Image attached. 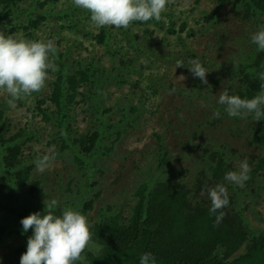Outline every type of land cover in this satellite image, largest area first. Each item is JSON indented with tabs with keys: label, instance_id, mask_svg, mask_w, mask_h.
I'll return each instance as SVG.
<instances>
[{
	"label": "rangeland",
	"instance_id": "374dc122",
	"mask_svg": "<svg viewBox=\"0 0 264 264\" xmlns=\"http://www.w3.org/2000/svg\"><path fill=\"white\" fill-rule=\"evenodd\" d=\"M215 7L219 9L215 19L206 20ZM38 16L44 17L43 22L25 30L27 18ZM182 21L186 25L179 31ZM169 24L175 32L166 30ZM260 26H264V8L252 0H166L159 20L133 21L127 28L104 26L107 36L98 42L100 28L91 23L87 10L74 7L71 0H22L0 33L51 41L56 53L49 59L56 71L48 72L40 91L13 104L0 90L6 135L22 128L17 137L21 163L31 167L29 185L38 183L31 193L14 186L17 202L11 203L17 209H36L53 198L62 205L78 188L87 199L98 192L87 212L90 223L100 212L108 213L109 205L129 213L141 182L167 179L179 171L180 181L192 185L197 171L210 173L207 154L213 150L223 153L231 171H239L242 160L251 171L253 161L264 154V143L249 141L259 121L251 115L228 117L216 99L225 90L230 94L226 85L237 87L236 72L253 63L259 52L250 43V34ZM189 59H198L208 71L206 83L187 68H175L178 60ZM84 67L89 82L77 88L64 118L65 130L60 131L53 118L43 120L52 116L47 112L43 117L37 101L45 97L41 107L53 108L48 97L55 76ZM213 109L220 111L216 120L211 118ZM93 130L102 133L100 145L106 149L96 155L91 150L89 157H82L81 166L73 160L79 148L73 142ZM53 154L47 167L38 171L33 161ZM257 175L247 186L244 182L233 186L248 229L264 227V170ZM88 247L98 249L92 243ZM25 250L23 236L0 232V264H19Z\"/></svg>",
	"mask_w": 264,
	"mask_h": 264
},
{
	"label": "trees",
	"instance_id": "16d2710c",
	"mask_svg": "<svg viewBox=\"0 0 264 264\" xmlns=\"http://www.w3.org/2000/svg\"><path fill=\"white\" fill-rule=\"evenodd\" d=\"M21 1L0 0V29L5 28V21L11 19L14 9ZM252 2L259 9L264 8V0ZM217 10L219 9L215 7L205 19H215L213 16ZM43 20L42 16L29 17L24 29H34ZM185 25L186 22L182 21L178 27L179 31H182ZM166 30L175 32L173 24H169ZM105 31L104 27L100 28V32L95 36L98 42L107 36ZM256 54L253 63L236 72L237 87L226 85V89H232L230 94L251 98L259 92L262 81L258 79V73L264 71V52ZM67 71L56 75L52 81L48 99L53 108L45 111L47 106L41 107V104L45 103V97L37 101V109L43 117H46L47 112L52 116L43 120L49 121L53 118L60 131L65 130L64 118L68 117L69 107L79 92L77 88L89 82L86 67L71 73ZM4 103H0V221L4 223L0 224V232L7 235L20 234L26 242L27 237L31 235V228L28 232H23L20 219L30 213L43 211L44 207L34 209L28 206L19 210L11 203L17 202L14 186L27 188L31 193L38 183L32 182L29 185L31 167L21 163L20 142L17 137L22 133V128H19L17 133L6 135L5 121L2 118ZM257 126L254 133L249 135V141L262 145L264 119L259 120ZM60 138L66 140L64 135H60ZM103 139L102 133L94 130L76 140L73 139V145H76L75 142L79 143V148L73 154L74 162L83 166L82 157H89L91 150L92 155L101 153L102 148L106 149L100 145ZM207 159L210 173L197 171L190 186L180 181V172L177 171L167 179L153 178L149 182H141L135 190V203L129 213L124 212L123 208H113L111 205L107 207L108 213L100 212L96 219L88 223V243L97 245L98 249L91 250L87 243L76 264H139V257L144 252H149L155 257V264H264V227L248 229L241 211L237 209L239 197L234 188L235 184L225 179L226 172L231 171V165L218 150L210 151ZM252 165L254 168L248 171V179L244 181L246 186L254 181L257 173L260 175L264 170V154L253 161ZM83 175L85 177L86 174ZM217 183L225 187L228 198L227 206L218 210L224 213L219 223H215L218 213L209 214L210 202L206 194L207 188ZM202 191L204 195H201ZM85 194L87 193L83 189L78 188L74 196L72 194L66 202L58 205L57 213L61 208L70 206L87 218V212L93 209L94 199L99 194L97 192L93 198L88 199L84 197ZM262 203L264 208V195ZM5 215L6 218H3Z\"/></svg>",
	"mask_w": 264,
	"mask_h": 264
},
{
	"label": "clouds",
	"instance_id": "9594fccd",
	"mask_svg": "<svg viewBox=\"0 0 264 264\" xmlns=\"http://www.w3.org/2000/svg\"><path fill=\"white\" fill-rule=\"evenodd\" d=\"M76 8L87 10L89 19L96 28L114 26L127 28L130 22L159 20L166 0H71ZM27 26V23L26 25ZM24 26V27H25ZM36 28V27H35ZM28 30H33L29 28ZM250 43L257 52H264V26L250 34ZM56 49L51 41L26 39L21 35L0 33V90L9 97L13 104L21 96L38 92L44 86L48 72L56 71L49 59L54 57ZM187 68L191 75L206 83L208 71L198 59H189L187 63L177 61L176 66ZM262 81L260 90L251 98H241L221 92L216 104L223 106L224 113L232 118L253 117V121L264 119V71L258 73ZM174 91V89H170ZM220 111L213 109V119L219 118ZM51 158L49 155L33 161L38 171H43ZM249 167L242 160L239 171H228L225 179L237 186H242L248 179ZM210 202L209 214L218 213L215 223H219L224 213L219 209L226 207L228 198L225 187L217 183L206 190ZM204 195V191L201 192ZM58 201L49 199L44 203L43 211L30 213L19 221L23 232L31 228V235L26 239V250L19 257V264H76L89 239V226L86 217L70 206H65L57 213ZM139 264H155V257L144 252L139 257Z\"/></svg>",
	"mask_w": 264,
	"mask_h": 264
}]
</instances>
